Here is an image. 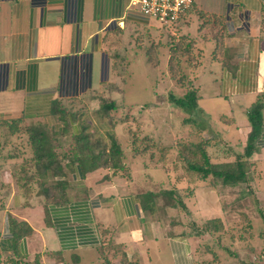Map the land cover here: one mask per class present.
<instances>
[{
	"label": "crops",
	"instance_id": "obj_1",
	"mask_svg": "<svg viewBox=\"0 0 264 264\" xmlns=\"http://www.w3.org/2000/svg\"><path fill=\"white\" fill-rule=\"evenodd\" d=\"M128 2L0 0V125H39L58 135L63 125L51 113L55 104L72 117L69 138L84 125L93 132L88 114L77 115L78 105L107 77L106 42L118 29L141 23L128 12ZM202 20L206 23L200 27ZM173 25L174 33L168 29L167 34L180 33L178 37L194 41L195 34L205 30V40L194 42L192 58H183L193 87L204 82L217 89L215 84L224 82L222 91L211 86L213 92L206 91L208 97H204L221 96L219 103L227 107L219 112L246 102L238 109L241 118L205 124L204 134L213 135L221 125L228 138L241 129L248 136L245 113L258 97H263L264 117V0H195ZM203 91L196 89L197 106ZM103 128L97 126L107 132ZM122 131L118 129L115 137L121 144L122 163L133 165L136 161L127 158L126 147L119 141L124 142ZM63 163L67 202L62 206H44L37 184L20 180L15 171L21 170L10 166L7 184L0 185V257L37 259L40 264H102V258L110 264H120L123 258L136 264H192L190 240L181 231L167 233L163 224L141 211L130 175L122 178L108 169L81 175L67 160ZM140 171L147 174L145 166ZM29 195L35 198L28 199ZM8 217L26 223L32 231L14 250L8 242Z\"/></svg>",
	"mask_w": 264,
	"mask_h": 264
},
{
	"label": "rangeland",
	"instance_id": "obj_2",
	"mask_svg": "<svg viewBox=\"0 0 264 264\" xmlns=\"http://www.w3.org/2000/svg\"><path fill=\"white\" fill-rule=\"evenodd\" d=\"M173 28L174 25L160 26L151 20L114 33L113 38L103 46L104 55L108 59L107 77L99 87L80 101L77 115H82L84 111L88 114L93 121L92 126L95 127V132L90 135L91 143L103 142L107 149L110 142L101 129L97 130L98 124L104 125L103 129L111 133L115 140L118 138V129L123 130L124 142L121 139L119 141L126 147L124 150L129 156L127 158L136 162L127 166L121 163L120 169L114 173L127 179L130 175L136 185V195L158 194L175 189L174 197L183 206L175 203L173 209L164 210L165 205L171 203L162 195L160 201L157 200L156 212L151 215V219L163 224L166 229L169 228V234H172L173 229L175 232L182 231L190 240L192 264H264V145L260 146L258 153L243 160L247 179L242 184L222 186L212 177L199 180L186 173L179 161L176 144L184 141L197 142L206 136L205 131L199 130L195 123L201 122L210 126L214 121L220 122V119L241 118L242 113L238 109L242 110L240 106L246 105V102L239 103L238 107L229 106L226 113L219 112L220 108L227 107V104L219 103L222 97L209 100L204 97H208L207 92L219 89L222 91L224 82L215 84L217 89L213 84L203 82L201 86L194 85L195 89L202 87L204 90L203 98L198 102L197 108H200L196 111L197 114L193 112L190 116L171 104L170 97L179 98L188 88L186 85H178L168 71L169 59L174 57L170 48L174 50L180 45L178 41L181 39V36L178 37L180 33L173 36L166 33L168 29L174 33ZM203 30L198 31L201 32L200 36L195 34L196 43L202 41ZM152 51H155L153 60L156 64L147 62V57ZM179 71V74L189 79L185 59H181ZM211 86L214 87L213 90L210 89ZM110 103H113L111 110L106 108ZM189 117L192 118L191 123L186 122ZM37 126L39 125L19 126V130L14 133H10L6 126H0V168L4 172H0V185L7 184L6 174H9L8 170L12 171V165L23 168L21 172L16 168L18 178L34 181L33 154L26 129H38ZM228 134L221 125L216 129V133L213 131L215 138L209 141L212 143H209L208 150L213 164H232L235 156L243 153L247 137L244 136V130L232 132L234 136L230 138L227 137ZM53 135L55 138L51 135L50 137L54 151H57L59 143L63 144V151L68 152V135L60 139V142L59 136L55 133ZM224 140L230 142L226 144ZM118 145L121 147V144ZM131 146L139 151L145 146L148 151L142 157L133 156ZM149 155L152 157L151 162ZM143 160L146 175H142L140 171V168L144 167L141 165ZM42 181L48 183L53 180L46 181L45 178ZM213 182L214 186L211 185ZM15 190L12 189L13 192ZM3 193L7 195L6 190ZM31 198L35 197L29 195L28 199ZM211 219H218L221 229L217 233H203L202 225ZM31 263L33 261L0 257V264Z\"/></svg>",
	"mask_w": 264,
	"mask_h": 264
},
{
	"label": "trees",
	"instance_id": "obj_3",
	"mask_svg": "<svg viewBox=\"0 0 264 264\" xmlns=\"http://www.w3.org/2000/svg\"><path fill=\"white\" fill-rule=\"evenodd\" d=\"M137 22H141L143 24L146 23L143 20H139ZM205 23L206 20H202V25H200V27L205 25ZM118 32H120L119 29ZM185 37L186 36L180 37L181 39L178 41L180 45H177L174 50L170 48V51L172 54H174V57H170L169 59L168 71L171 78H175V81H177L176 83L178 85H186L188 88L183 96H180L179 98L170 97V101L175 108H178L182 112L191 116L193 112H198L196 103V89L185 75L179 74V70H181V59H183V57H186L187 59L192 58L191 55L195 41L191 38L189 39ZM202 39L205 40V37ZM217 49L218 48L216 46L212 53V58L214 59L217 57ZM153 52L155 51H152L151 55L147 57V62L151 61L156 64L155 60H153L155 56ZM112 107L113 103H110L106 106V108L109 110H111ZM262 110L263 97H258L256 102L245 113L246 120L250 126V132L247 136L243 153L236 155L232 164H213V162H211L208 150L210 148L209 143H212L209 141H212L215 138L213 135L207 134L205 137L198 139L197 142L184 141L177 143V155L186 173L194 175L199 180H205L208 176L212 177L215 181H219L220 185L222 186H236L238 184L244 183V181L247 179V173L245 172V162L243 160H247L251 158L253 154L258 153L260 146L263 147L264 145V117L262 115ZM197 112L195 114H197ZM51 113L54 114V116H56V118L60 120L63 125L60 133H58V141L60 142V139L62 140V138L68 133L70 127L69 121L72 119V117H69L62 107L55 104L52 105ZM194 117H196V115H194ZM186 122L191 123L192 118L189 117ZM18 125V122H13L2 124L0 126H6L10 129V133H14L19 130ZM204 125L205 124L201 122H198L197 124L195 123V126L197 128L199 127V130H202ZM98 126L100 125L98 124ZM37 127L38 129L36 127H29L26 130L28 134L29 146L33 154L32 162L34 165L32 177L38 186L37 194H39L40 198L43 199L44 206H62L67 202L65 193L66 183L62 179L64 176L63 161L67 160L68 165L77 167L81 175L96 169H108L116 172L121 167L120 164L122 163L123 153L113 135L108 133V131L104 132L108 141L110 142L107 149L103 142L99 143L98 141L96 143H91L90 135L94 133V131L88 132L86 130L87 127L84 125L78 135L71 136V138H69V143L67 146L70 147V149L65 153L63 151L64 149L61 147L63 144L60 145L58 143L56 147L57 151H54L52 148L51 141L52 138H55L53 135L54 133H48L43 126ZM146 148L147 147L144 146L142 149H140L141 151H139L136 150L134 146L130 147L133 152V156L145 155V153L148 151ZM151 158L152 157L149 155L148 159L150 162L152 160ZM22 169L23 168L21 167L20 170L22 171ZM48 176L53 179V181L48 183L41 182L42 179H45ZM26 181L33 182L29 180ZM211 185L214 186V182ZM174 193L175 189H169L161 191L158 194L146 193L142 196H138L141 211L145 214H148L151 218V215L156 212L157 200L160 201L162 195L170 200L171 203L170 205H165L164 210L165 208L173 209L172 206L175 203L178 206H183L178 200H176ZM6 226L7 234L9 236L8 242L10 243V247L13 250V247L21 239L30 236L32 232L26 223L17 221L10 217L7 218ZM220 229L221 223L218 219L207 220L202 225L203 233H217ZM164 230H168L169 233V228H165ZM102 260V264H110L107 258H102ZM31 264L39 263L37 262V259H35ZM120 264L136 263L127 262V260L123 258L120 260Z\"/></svg>",
	"mask_w": 264,
	"mask_h": 264
},
{
	"label": "built area",
	"instance_id": "obj_4",
	"mask_svg": "<svg viewBox=\"0 0 264 264\" xmlns=\"http://www.w3.org/2000/svg\"><path fill=\"white\" fill-rule=\"evenodd\" d=\"M195 0H129L127 10L136 19L154 21L160 26L173 25Z\"/></svg>",
	"mask_w": 264,
	"mask_h": 264
}]
</instances>
